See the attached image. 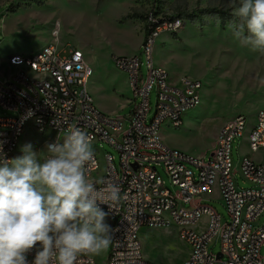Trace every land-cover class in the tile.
I'll return each mask as SVG.
<instances>
[{
    "label": "built area",
    "instance_id": "obj_1",
    "mask_svg": "<svg viewBox=\"0 0 264 264\" xmlns=\"http://www.w3.org/2000/svg\"><path fill=\"white\" fill-rule=\"evenodd\" d=\"M7 15L8 11L0 13V20ZM146 23L151 34L145 37L141 54L114 58L133 91L131 110L123 116L104 113L96 106L88 88L94 68L81 50L58 46L59 22L52 31L53 41L45 47L10 56L15 71L6 79L0 77V106L16 112V116L0 113L6 158H14L28 127L43 136L45 144L57 137L62 142L69 127L87 133L94 150L88 179L111 181L121 188L123 197L111 211L101 205L109 212L107 223L114 230L107 264H151L144 255L140 231L162 226H176L179 238L189 246L182 264H264V160L255 161L246 154L238 165L233 157L236 140H242L239 149L244 144L251 152L264 149V109L253 119L239 114L227 120L209 156H192L168 146L160 134L162 126H183L185 114L201 103L203 84L189 76L172 84L167 71L152 65L156 36L178 32L186 20L151 10ZM99 143L115 148L119 160L111 152L101 155ZM240 178L245 186H240ZM215 189L218 193L213 198L225 203L229 218L203 203ZM203 216L208 217L206 226L197 232ZM217 243L221 250L215 253ZM34 256L32 250L29 262ZM77 264L97 262L91 254H80Z\"/></svg>",
    "mask_w": 264,
    "mask_h": 264
},
{
    "label": "crops",
    "instance_id": "obj_2",
    "mask_svg": "<svg viewBox=\"0 0 264 264\" xmlns=\"http://www.w3.org/2000/svg\"><path fill=\"white\" fill-rule=\"evenodd\" d=\"M9 1L0 0V6ZM141 9L136 0H46L40 6H19L7 15L4 30L16 43L14 52L25 50L31 54L53 41L52 31L59 22L62 33L77 36L62 45L57 41L61 49L68 45L81 50L86 62L95 71H101L99 77L106 76L112 88L131 90L127 74L113 65L115 57L141 54L146 37L145 21L139 19ZM234 31L232 26L192 22H187L176 33L163 31L154 40L152 65L167 71L172 84H178L187 73L194 78L210 80L211 84L215 81L210 88L220 90L226 111L235 116L256 113L264 109V83L261 82L264 81V53L236 38ZM90 83L94 86L95 79ZM128 100L126 97L118 110L130 112ZM170 129L163 125L160 130L164 142ZM166 143L177 147L169 139ZM214 145L215 141L211 147Z\"/></svg>",
    "mask_w": 264,
    "mask_h": 264
},
{
    "label": "clouds",
    "instance_id": "obj_3",
    "mask_svg": "<svg viewBox=\"0 0 264 264\" xmlns=\"http://www.w3.org/2000/svg\"><path fill=\"white\" fill-rule=\"evenodd\" d=\"M234 15V36L264 53V0H240ZM20 151L8 159L0 141V264H77L80 254L108 249L114 230L101 205L111 211L123 197L111 181L88 179L94 150L87 133L67 128L62 142L45 144L43 159L31 143Z\"/></svg>",
    "mask_w": 264,
    "mask_h": 264
},
{
    "label": "rangeland",
    "instance_id": "obj_4",
    "mask_svg": "<svg viewBox=\"0 0 264 264\" xmlns=\"http://www.w3.org/2000/svg\"><path fill=\"white\" fill-rule=\"evenodd\" d=\"M136 2H138V4L142 7V11L139 13V19H142L143 21H146L145 18L147 17L148 12L153 10L157 12L156 14L163 17L182 18L186 20V23L192 22L199 25H210L215 23L221 24L217 18L216 9H225L234 14L236 8L239 6L240 0H136ZM12 3L14 4L15 10H11L6 7L7 5L10 6ZM18 4L20 6L27 5L23 2V0H10L6 3V5L4 4L0 6V13L5 11H8V15L14 13L18 8ZM6 18L7 16L0 20V77L4 79L8 77L10 72L15 71L11 68L10 56L16 54L28 55L25 50L20 52L13 51L16 43L15 41L12 42L11 39L8 38V35L4 30ZM235 19V21H228L225 25L236 28V26L240 23V20L237 16ZM189 25L190 24H187V26ZM60 33V39L58 40L60 45L70 39L75 40L77 37L75 33H62L61 30ZM70 48L71 46L68 45L63 46V49ZM142 60L143 71L146 72V57L144 55L142 56ZM113 67L116 70H119L115 63ZM100 72L101 71L97 72L94 69V74L91 78V80L95 79L94 86L90 83L91 80L89 82V92L98 105H100L101 108L99 109L107 114H114L110 113V111L116 110L117 113H115V115H127L129 113L128 110H118V108L122 102L126 100V97H129L130 100L128 101L130 103L131 98L133 97L132 87L131 90H128L127 88H112V86L108 84L106 76L99 77ZM184 76H189V74L187 73L182 77ZM191 78L199 79L194 77ZM199 80H201L203 84L201 89V97L203 100L202 104L199 107L188 111V118L186 117L187 113L185 114L184 124L181 128H171L167 132L166 135L168 138H166V142H168L169 139L174 145H177V147L171 146L166 142L165 143L172 148L182 150L192 156L204 155L208 150L207 155L209 156L213 151V147H211V145L216 139L218 129L225 121L235 117V115L226 111L225 101L221 96L220 90L210 88L211 85L214 87L215 81H212L211 84L210 80H203L201 78ZM156 99L157 93L156 90H154L152 93L154 105L156 104ZM257 112L246 114V116L253 119ZM0 113L3 115L16 116V112L4 109L2 106H0ZM125 126L127 128L129 123L127 122ZM63 137L64 135L61 137V140H63ZM241 141L242 140H236L233 145V157L238 165L240 164L241 158H243L246 154H250V157L255 161L264 160V149L258 152H251L245 144L239 149ZM26 143H31L34 151L38 152V159H43L45 153L39 152L44 149L45 138L40 134L34 133L30 127L27 128L24 136L22 137L14 157L22 154L20 149ZM98 148L101 150V155L102 152H111L115 154L119 160V153L110 144L99 143ZM159 170L164 174L167 183L170 185L169 177L164 173L161 167ZM239 184L240 186L246 185L241 178L239 179ZM217 193L218 192L215 189L203 203L214 207L224 218H229L225 203L213 198L217 196ZM206 222L207 218L203 216L195 227V231L199 232L200 229L205 228ZM140 237L144 255L148 258L151 264H182L188 255L189 246L179 238L176 226L153 228L145 227L140 231ZM109 249L110 246L99 255L91 254L95 258L97 264H107ZM213 250L215 253H218L221 250V244L217 243Z\"/></svg>",
    "mask_w": 264,
    "mask_h": 264
},
{
    "label": "trees",
    "instance_id": "obj_5",
    "mask_svg": "<svg viewBox=\"0 0 264 264\" xmlns=\"http://www.w3.org/2000/svg\"><path fill=\"white\" fill-rule=\"evenodd\" d=\"M23 2H25L26 4H36V5L40 6V5L45 4L46 0H23ZM19 6L20 5L18 4L17 7H19ZM6 7L8 9L13 10L14 4L12 3L10 6L7 5ZM215 11L217 13V18L222 25H225L228 21H235L236 20L235 19L236 16L228 10L216 9ZM170 18H173V17H170ZM144 29H145V33H146V38H148V36H150V34H151V29L147 23L145 24Z\"/></svg>",
    "mask_w": 264,
    "mask_h": 264
},
{
    "label": "water",
    "instance_id": "obj_6",
    "mask_svg": "<svg viewBox=\"0 0 264 264\" xmlns=\"http://www.w3.org/2000/svg\"><path fill=\"white\" fill-rule=\"evenodd\" d=\"M219 257L221 258V257H222V255L220 254V255H219Z\"/></svg>",
    "mask_w": 264,
    "mask_h": 264
},
{
    "label": "bare ground",
    "instance_id": "obj_7",
    "mask_svg": "<svg viewBox=\"0 0 264 264\" xmlns=\"http://www.w3.org/2000/svg\"><path fill=\"white\" fill-rule=\"evenodd\" d=\"M24 136V135H23ZM22 139V138H21ZM20 142H21V140H20Z\"/></svg>",
    "mask_w": 264,
    "mask_h": 264
}]
</instances>
